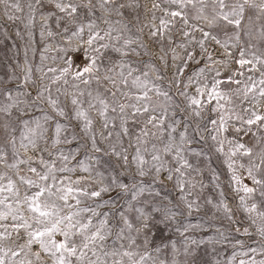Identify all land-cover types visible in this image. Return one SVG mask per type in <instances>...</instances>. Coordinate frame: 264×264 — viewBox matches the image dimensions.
<instances>
[{"label":"snow or ice","instance_id":"6c2138e0","mask_svg":"<svg viewBox=\"0 0 264 264\" xmlns=\"http://www.w3.org/2000/svg\"><path fill=\"white\" fill-rule=\"evenodd\" d=\"M0 4L8 21H26L29 41L39 12L40 38L63 43L61 66L47 71L44 53L52 45H45L39 83L26 43L23 77H14L21 83L0 88V165L13 170L0 171V264H169L153 255L161 247L148 250V236L176 224L180 205L169 200L148 210L146 202L132 201L151 192L144 180L151 176V182H173L191 215L200 203L189 196L205 187L196 179L204 169L221 197L206 203L240 224L232 230L251 243H233L220 228L207 241L185 236L183 264H202L205 243L231 244L225 264H264V50L256 45L264 42V0H27L24 17L20 0ZM78 140L84 143L75 151L60 147ZM80 147L116 157L123 171L93 176L90 165L77 161L89 175L73 179L69 162ZM21 149L34 155L20 159ZM214 156L227 169L247 226L234 221L223 199ZM128 193L134 217L98 211L115 208ZM199 227L180 222L175 230L183 236ZM172 251L170 264H179L175 242Z\"/></svg>","mask_w":264,"mask_h":264},{"label":"rangeland","instance_id":"374dc122","mask_svg":"<svg viewBox=\"0 0 264 264\" xmlns=\"http://www.w3.org/2000/svg\"><path fill=\"white\" fill-rule=\"evenodd\" d=\"M95 2V0H93ZM142 3L148 2L150 4V0H141ZM21 6L24 7V12L19 13L21 17L26 16L27 13V0H20ZM50 7V5L48 6ZM48 7H45L41 11H43L45 14L48 12ZM99 14V12H98ZM127 14V13H126ZM26 21H16L13 23L12 21H8L6 16L4 15V6L0 4V88L4 87H14L16 84L21 83L20 80L14 79V77H23L24 74V66H25V58H24V47L26 43L31 44V48H29L28 51V58L32 66V78L37 80L39 83L40 80V73L36 71V68L40 66V55L43 52V49L46 44H51L52 48L50 51L44 53L48 57L44 61L45 65V71H47V67H58L61 66V62L59 60V53L58 48L63 47V43L59 38H56L53 40L52 38L45 37L44 39L40 38V31L41 29V21H40V13H36V23L33 25L31 32H32V38L31 41L28 39L27 32L28 30L25 29L24 23ZM19 31L23 38L21 36H18L16 33ZM247 39V37H245ZM257 48L264 50V42H261L259 40L256 41ZM34 50V51H33ZM55 57L56 59L53 60L52 58ZM232 68H235L236 65L233 63L231 65ZM223 71V69H222ZM225 75H228L229 73L225 71ZM47 82V81H45ZM57 85H52L53 90L55 89ZM83 87V86H81ZM33 91V94H35L34 89H30ZM71 90V89H69ZM0 99H3V97H0ZM39 113H28V115H38ZM75 131L79 132V128L75 129ZM82 135V134H81ZM86 139V138H85ZM83 140L74 141L71 145H61L60 147H63L65 152L69 150L75 151L78 145L83 144ZM101 147L105 148L107 150V144L104 142H101ZM195 147H200L199 145H195ZM206 150V149H205ZM6 151L9 153V162L11 161V149L8 148ZM34 153L29 151L27 153L24 152L23 149L20 150V159L26 158L27 156H33ZM91 156L92 159H88L87 157ZM47 159L48 157L45 156ZM55 159V155L52 157ZM219 159L214 156V160H216V163L213 165V167L216 168L217 172L220 174V185L221 189L224 192L223 199L227 202L228 206L233 210L234 215V221H241L243 223V226H247V220L245 219V214L243 213L242 209L238 208V197L237 194L232 190V187L228 184L229 174L227 172V169L225 166L219 163ZM77 161H82L86 165H90L94 171L92 172V175L95 176V172H102L104 173L105 177L111 175H115L118 171H123V169L120 166L119 161L116 157L111 155H105L104 152L101 153H93L91 152L87 147H80L79 152L76 155V158L74 160H71L69 162L70 167H75L76 172L72 174L73 179L80 177V176H88L89 173H86L83 171V169L77 164ZM195 162V160H193ZM57 164L59 166V161H57ZM35 166V165H34ZM203 167V165H201ZM21 175H24L27 172V166L21 165L20 166ZM0 171H8L9 175H13V170L5 169L2 165H0ZM132 172L135 171L134 166L131 170ZM58 175H67V174H58ZM193 175H195L193 173ZM15 179L16 177L13 176ZM125 183H132L130 179H128V176L125 175L121 177ZM162 179V177H161ZM198 180H202L205 187L201 191L199 186H197L196 189L192 191V195L189 196V199H198L200 203V208L198 211L193 210L191 215H187V208L183 204L182 201H180V192L179 189L174 188L173 182L165 181L163 184H161L159 181L151 182L152 177L148 176L145 177V183L147 187L151 190L145 191L144 194L138 198L140 201L139 203L137 201H132L136 204L137 207L143 206V204L146 202L148 204V210H150L152 204H169V200L172 202V204H179L180 210H182L183 215H179L177 217V223L174 225L169 226L166 230H164L162 233H157L155 229H153V234L148 236L149 244H148V250L153 251L156 247H161V253H153V255H158L161 259H167L169 261V264L171 262V259L174 255L172 251V242H175L176 248L179 250L177 253H175V258L179 262V264H183L184 256L182 255L183 252V243L185 236L192 237L196 240L204 239L207 241L208 236L215 235L216 229L220 228L222 231H226L230 234V239L232 242H235L236 238L245 240L246 244L251 243L250 240H248L247 237H244L232 229L235 227H240V224H237L235 222H229L226 218H224V214L222 211H217L212 204L206 203V200L208 198H211L213 201V204L218 202L220 197V190H218L215 187V182L211 179V173L204 169V174L202 177H196ZM107 182V181H105ZM151 182V183H150ZM246 183H250V181L245 180ZM118 191V190H117ZM187 192V190H186ZM155 193H159V196H156ZM112 196L116 195V192L111 193ZM167 196L168 199H162L163 197ZM109 197L105 195L103 199H108ZM131 198V193L123 194L122 197L117 198V204L115 205V208H113L112 205L107 206L106 208L98 209L100 212L108 211L109 209H112L113 211L119 209L126 213V215L129 216V218H132L135 216V213L128 212L127 205L125 201L129 200ZM88 203H92V201H89ZM180 222H182L184 225H200L199 228H192L189 231L185 232L182 236L180 232H177L175 229L177 226H179ZM163 227V226H162ZM253 232H255V229H251ZM115 231V229H114ZM181 231H183V228H181ZM57 239H61V237L57 236ZM143 240L144 236L143 234L137 237V243L141 245V251H143ZM163 244H167V248H164ZM109 244L112 243V238H109L108 241ZM119 243V242H118ZM253 247H256L255 244H252ZM213 247H215V251H213ZM233 249L231 247L230 243L225 244H202L200 245L199 249V256L202 261V264H215V261L219 259L222 264H225V262L228 260L232 253ZM258 259L260 257H257Z\"/></svg>","mask_w":264,"mask_h":264}]
</instances>
